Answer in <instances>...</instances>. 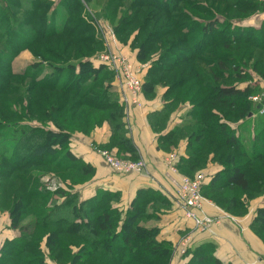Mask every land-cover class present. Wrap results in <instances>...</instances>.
<instances>
[{
    "label": "trees",
    "instance_id": "16d2710c",
    "mask_svg": "<svg viewBox=\"0 0 264 264\" xmlns=\"http://www.w3.org/2000/svg\"><path fill=\"white\" fill-rule=\"evenodd\" d=\"M21 1L0 0V17L4 15L8 19L11 16L12 22H20L22 26L38 28L35 31L36 35L31 37V39L29 38L30 40L27 39V41L24 40L21 43L19 50L29 49L33 44L43 43L42 41L54 36L63 35L65 38L70 39L69 42L74 41L72 43H78L79 45L91 44L88 49V53L91 56L99 49L103 51L102 45H99L102 37L99 32L97 35L81 37L82 33L88 32V29L92 30V32L95 29L91 27L93 19L90 22L86 14H82L83 11L87 12L86 3L91 0H58V2L65 1L67 4L65 14L61 17V27L57 30L48 29L45 31L43 27L46 24V12L50 9L47 5L49 0H32L30 5L29 3L27 4L29 0H24V3ZM106 1H114L116 3L112 8V17H110V22L112 23L116 18L119 6L124 0ZM205 1L209 0H131L133 6H129L117 24L113 26L116 35L120 36L132 24L135 16L145 11V18L137 25L136 30H133L134 36L132 38L127 36L125 42L129 47L138 50L136 58L139 62L146 61V57L156 46L160 49L164 48L158 58L151 60V64L143 72V79L147 78L146 85L153 87L155 84L160 83L149 80L155 70H160L165 72V74L171 73L175 67H180L183 64H194L206 51H209L210 57L216 56L219 52L216 53V50L220 49V46L226 50L229 48L233 52L241 49V47H238L240 45L264 50V21H262L258 29L254 27L244 28L232 24L236 19L245 18L253 12H264V2L260 0H212L213 8L211 5H207ZM222 4L226 7L225 11L220 12L215 5L220 7ZM147 8L150 10H146ZM16 10L23 11L22 14L25 15V18H20V15H16ZM41 10H44V14L41 19L35 22L34 19ZM128 11H130V15L127 14ZM190 13L198 16L197 18L204 16L207 19H205V23L199 25L201 35L195 40V45L190 46V52H188L178 49L190 42L188 36L193 29L186 28L183 21H180L181 16H191ZM225 13L229 15L225 16ZM240 15L245 16L242 17ZM72 16H75L73 22L71 21ZM194 20L196 18H193V23H195ZM219 22H222L220 27H218ZM3 26V21H0V29ZM148 28V34L143 35ZM12 31L15 32L14 29H11ZM255 31L261 36L254 38L253 32ZM172 33H179L181 37H176L173 42L167 41V44H165L162 40L167 36H171ZM5 36L6 33L2 31L0 33V46H2L4 51L10 50L14 54L13 47L10 45L11 40L9 42L3 41ZM141 38L143 40L139 42ZM219 41L223 42L222 45L218 43ZM231 45L233 47H230ZM45 52L59 56L58 58L56 57L58 60L63 57L61 53L53 52L50 48H47ZM34 53L36 54L37 52ZM227 55L228 52L224 51L219 56H216L218 58L216 59L217 64L214 66L216 67L215 69H213L215 60L211 58L209 61L204 58V62L210 65V69L212 68V71H208L205 76L210 77L212 75L211 81H213L205 100L201 102L205 101L207 104L194 103L191 100L189 102L191 108L188 115L190 120H192L184 126L177 127L167 133L163 142H169L177 133H179L178 139L181 136L186 137V158L178 157L177 169L179 173L191 178L197 173L194 171L202 168L204 163L208 161V155L216 157V154L220 153L218 145L217 147L212 146L213 143L218 142V139H220V142L222 141L223 147L233 149L234 152L231 153H227V149L220 153L219 159L213 158V161L219 163L222 169L211 177L207 185H202L201 194L204 198L212 199L227 212L233 211L236 214H244L248 199L264 193V173H260L257 180L251 181L246 175L248 164L239 161L241 158H246L248 161L254 162L259 158H264V127H261L256 133L258 139L254 141L251 151L247 153L243 151L239 143L235 133L236 129L229 126L227 120L224 119L225 116L221 115L220 111L214 109L218 105L223 106V108L225 107L228 110V115L231 113L238 114V120H242V117H249L252 114L250 110L251 102L249 101L252 90L250 86L242 89L236 84H216V81L221 79L220 74L227 69L226 63L231 62L230 56L227 58ZM168 56L170 57L168 58ZM179 56L181 57L177 58ZM88 58L90 57L78 60L79 63L72 69L71 80L68 79L69 81H65L66 79L60 81L61 73L64 72L62 67H55V75L47 78H38L37 71H23L22 76L26 75L25 77L33 80L30 88H28V93L32 94L37 89H49L56 91L61 96L62 101L60 103L56 105L54 103L47 104L44 114L39 116V118L46 120L45 122L40 123V125L28 124L36 118L30 116V114L28 116L22 115L15 108L9 106L10 110H6L3 114L0 113V142L2 144V147L0 146V182L2 179L9 178L15 170L30 167L31 165L50 166L52 168L48 171L50 176H54L63 182V186L54 192L44 190V186L41 185L42 193L35 192L29 188H27L28 192L24 196L18 192L14 193V204L9 211V218L12 228L16 229L19 234L18 237L3 242L0 248V264H46L44 258L46 255L43 252L42 242L45 243L48 250V257L59 264L169 263L171 256L170 244L156 239L158 235L157 229H147L143 226L144 223L152 219L153 215L148 213L150 209L157 211L159 206H168V204L172 203L167 196L152 189L140 190L129 208L122 212L115 206L119 202V194L117 192L100 190L93 197L80 199L78 194L73 192V187L78 182L71 183L61 178L60 173L70 170V172L75 173H73L74 175L70 173L72 176H87L86 179L79 183L88 179L92 169L70 153L69 139L76 132L87 135L103 122H107L111 128V146H116L117 150L124 153L123 156H118V154L116 156L127 160L138 159L132 148L131 141L126 137V130L122 123L124 116L122 105L118 100V95L112 90L111 80L113 74L105 69L106 67L103 65H93ZM234 59L238 61L234 67L237 68L242 65L239 63L237 56ZM59 61L65 62L64 57L60 58ZM0 63L4 65V68L0 69V81L3 83V86L0 85L1 92L6 88L5 86H7L8 80L13 73L8 59L7 62L4 60L0 61ZM106 74L110 75L109 77L107 76L106 81H100ZM178 81L167 85L168 88L163 97L167 99L166 102L168 104L150 119L153 130L159 120L164 123L174 107L173 104L177 106L186 102L185 100L182 102L178 100L179 94L171 100L169 99V92L182 86L186 79L181 78ZM164 82L161 81V83ZM101 83H103V86L100 89L101 91L97 93L98 91L96 92L95 90ZM28 100L25 101L26 110L33 105L32 101H36L35 97H29ZM69 103L70 105L67 107ZM15 116H20V120H13ZM261 120H264V116L261 117ZM8 121L10 122L8 123ZM13 127L14 133L11 135L12 137H8L7 129L12 130ZM7 140L11 142L10 152L4 149ZM206 143L208 146L204 148L203 146ZM235 152L239 153L235 154ZM8 163L12 164V168H9ZM190 169L194 173L189 174ZM31 174L29 173L27 176L30 177ZM254 183H261L260 192L249 196L247 193H251L249 188ZM218 187L221 189L225 187L239 189L244 192L245 199H236V197L223 198L221 197L223 191H219ZM211 190L213 195L210 196L208 192ZM15 195L17 199H15ZM24 198H26V201L37 198L42 201V207H45L44 202L48 200L50 210L41 216L40 221L28 223L26 227H19V223L27 215L33 214L31 212L33 208H30V211L26 213L20 209ZM3 204H6V202ZM2 205L0 203V208H2ZM37 223L43 225V228L50 226L51 229L48 231L43 229L40 240L33 243L23 231L25 228L32 229V227L37 226ZM253 228L259 233L260 237L264 238V208L257 210L253 220ZM33 245H35L34 247H36L38 253L36 258H24L18 262H11L16 256L30 251L29 247ZM205 258L207 257H202L201 260L190 264L202 263ZM208 260L211 264H219L213 258Z\"/></svg>",
    "mask_w": 264,
    "mask_h": 264
},
{
    "label": "rangeland",
    "instance_id": "374dc122",
    "mask_svg": "<svg viewBox=\"0 0 264 264\" xmlns=\"http://www.w3.org/2000/svg\"><path fill=\"white\" fill-rule=\"evenodd\" d=\"M260 1L264 2V0H260ZM21 2L24 3L25 1L23 0ZM31 2L32 0H29L27 4L29 3L30 5ZM203 2H201V4H203ZM205 2L207 3V5H211V6L213 5L212 0L205 1ZM47 5L50 9H48V11L46 10L47 11L46 12V24L43 27V30L44 31L48 29L57 30L58 28L61 27V22H60L61 17L64 16L65 14V10H66L65 7L67 4L65 1L58 2V0H49ZM115 5L116 3H114V1L109 2L106 0H91L89 3H86L87 12L83 11L82 14H86L88 21L93 19L91 27H94L95 29L93 30V32L92 30L88 29V32H86L85 34L82 33L81 37L97 35L98 32L102 36L101 37L102 44L99 43V45H102L103 51L99 49L95 51L94 52L95 54H93L92 56L89 55L88 53V49L91 46V44L87 43V44L79 45L78 43H72L74 41L69 42L70 39L65 38L63 35L54 36L48 40L42 41L43 43L39 42V43L33 44V46H31L29 49L19 50L22 45L21 43H23L24 40L27 41V39L29 38L31 39V37L36 35L35 31H37L38 28L32 27V26H22L20 22H17V23L12 22L11 16L8 17V19H6L4 15L3 17L1 16L0 21H3L4 26L0 29V33L2 31L6 33V36L3 38V41L9 42L11 40L10 45L13 47V50H14L13 52L15 53L12 54L10 50L4 51L2 49V46H0V61L6 60L7 62V59H8L10 69L13 73V75L8 80L9 82L7 86H5L6 88L0 92V113L3 114L6 110H8L9 109L8 106L13 107L22 115L24 114L28 116V114H30V116H33V118H36L28 124L40 125V123H43L46 121L43 118H39V116L44 114L47 104L50 105L51 103H54V105H56L62 101L60 94H58L56 91H52L49 89H37L32 94L28 93L29 92L28 88H30V84H32L33 80L30 79L29 77H25L26 76L25 74H24L25 76H22L23 71H28V70L37 71L38 78H41V77L47 78L48 76L55 75L56 73L55 67H62L64 72L61 73L60 81H64V79H66L65 81H69L71 80L70 76L72 75V69L75 68L79 63L78 60L89 56L90 58H88V60L93 65H98L96 63L97 62L96 57L100 54H104L107 52H114L117 54H123L125 56L127 55L128 57H130L129 61L131 63L136 62L140 64H146L145 69L148 68L151 62L153 61V59H157L162 49L164 48L160 49L158 48V46H156L154 50H152L148 54V56L146 57V61L139 62L136 58L138 50L136 48L129 47L128 44L125 42L126 41L125 38L127 36H129L130 38L134 36L133 30H136L135 28L137 27V25L143 21V19L145 18L146 12L143 11L139 15H136L135 18L133 19L132 24L129 27H127V29L124 32H122L120 36H117L113 26L116 25L120 17H122L125 14L126 9L129 6H133V4L131 0H124L121 3V6H119L118 8L115 20L111 23L110 17H112V14H111L113 10L112 8ZM215 7L220 12H222V11H225L226 6L222 4L220 7H218L217 5H215ZM148 9L149 8H147L146 10ZM44 10H41L39 15L34 19L35 22L38 19H41L42 15L44 14ZM22 13L23 11L20 12L18 10H16L15 12L16 15L21 16L20 18H25V15H23ZM127 14L130 15V11H128ZM190 15L191 16H186V17L181 16L180 17L181 19L179 18L180 21H183L186 28H189L191 30L193 29L192 33L188 36V39L190 42L186 44L185 46H183L182 48L180 47L178 49L181 51L190 52V48H191L190 46H192L193 44L195 45L196 43L195 40H197L201 35L199 31V25L201 23H205L204 21L205 19H207L204 16H200L199 18H197L198 16L196 15H192L191 13ZM224 15L228 16L229 14L225 13ZM240 16L244 17L245 15L244 16L240 15ZM72 17L73 18H71V21L73 22L75 16H72ZM193 18L194 19L196 18V20H194L195 23L192 22ZM262 21H264V12L258 11V12L251 13L245 18L236 19L234 23L232 24L234 26H240L244 28L254 27L258 29ZM218 24H219L218 27H220L222 25V22H219ZM222 28H219V29H222ZM11 29H14L15 32L13 31L11 32ZM148 32H149V28L143 33V35L148 34ZM258 34L259 33L257 31L253 32V37L254 38L260 37L261 35H258ZM176 37H181V36L179 35V33H172L171 36L165 37L162 41L165 44H167V41L173 42V39H175ZM142 40L143 38H141L139 42ZM218 43L222 45L223 42L219 41ZM230 47H233V46L231 45ZM238 47H241V49H237V50L234 49L235 50L234 52L229 48L228 50H226L224 49V47L222 48V46H220V49L216 50V53L219 51L216 56H219L224 51H227L228 55L226 57L228 58L230 56L229 59L231 58V62L226 63L227 64L226 71L220 74L221 79L216 81V84H219V85H228V84L235 85L236 84L242 89L247 86H250L252 90L250 92L249 101L251 102L250 110L252 114L249 117H242L243 118L242 120H238L237 118L238 114L231 113L228 115V112H227L228 110H226L225 107L223 108V106L218 105L214 107V109L217 111H220L221 115L225 116V118L224 117L223 118L227 120V122L229 123V126L236 129L235 133L239 139V143L242 146L243 151H246L247 153H249L251 151V147L254 141L258 139V137L256 136L257 135L256 133L259 131V129H261V127H264V120H261V117L264 116V104H261L262 97H264V50L258 49L255 47L251 48V47L244 46V45H240ZM47 48H50L53 52L61 53L62 56L64 57L65 62L59 61L60 58H63V57H60L58 60L57 58L59 56H54V55L46 53L45 51ZM123 50H126L125 52L127 54H124L125 52ZM34 52H37V53L35 54ZM204 53L205 54H202L203 56L197 59L194 64H183L180 67H175L172 69L171 73L165 74V72H161L160 70L158 71L154 69L155 71L149 77V80L158 81L160 83H157V84H161L162 86H165L168 88L167 85H171L173 84V82L177 83L179 82L178 81L179 79L185 78L186 81L184 84H182V86H179L178 89L169 92V99L171 100L173 97L179 94V96L177 97L178 100H180L181 102L183 100L186 101L184 103L180 102L181 104H183V106L184 104L189 105L190 104L189 102L191 100L194 103H201L203 100H205V97L207 93L209 92V89H211V85L213 84V81H211L212 75H210V77L205 76L208 71H212L211 70L212 68L210 69L209 68L210 65L204 62V58L209 61L211 60V58H213V60H215V64L213 65V67L216 66L217 64L216 59L218 58L216 56L210 57L211 55L209 56L208 54L209 51H206ZM235 56L239 58V63L242 64L241 66H238L237 68L234 67L236 63H238L237 59H234ZM169 57L170 56H168V58ZM180 57L181 56L177 58H180ZM223 59H226V58H223ZM0 67H1L0 69H3L4 65L0 63ZM215 68L216 67H214L213 69ZM105 69H107L113 74V77L111 76L112 77V80H111L112 90L117 95V82L118 81H117L116 73L114 71H111L107 67ZM238 69L239 71H237ZM18 74H21V75H18ZM107 76L109 77L110 75H107V74L104 75V77L100 81H106ZM142 81L146 84L147 78L143 79V73H142ZM161 81H165V82L161 83ZM2 84H3L2 81H0V85ZM102 86H103V83H101V85L97 87L95 91L96 92L98 91L97 93H99L101 91L100 89L102 88ZM29 97H35L36 101H32L33 105L30 106L29 109L26 110L25 101L28 100ZM252 98H255V100ZM165 100L167 99L165 98ZM201 104H207V102L204 101ZM69 105L70 103L67 104V107ZM173 105L174 107L176 106L175 104ZM178 106L180 107V104ZM174 107L171 110H173ZM189 107L191 108V106ZM169 108L168 110L170 111ZM122 109L124 113L125 110L123 106H122ZM93 114H97V113H93ZM17 119L20 120V116L18 117L15 116L13 120H17ZM9 122L10 121H8V123ZM163 125L164 123H162L161 120H159V123H157L154 127L155 132H160L163 129ZM182 126H184V124ZM13 131H14V127L12 128V130L7 129L6 133L7 135H9L8 137H12L11 135L14 133ZM176 135L173 138H171L169 142H167L170 144V147H171L170 148L169 145H167V147H169L167 149L168 152H176V149L178 151V142L180 140L186 139V137L184 136H181V138L178 139L179 133H177ZM10 140L6 141L7 142L5 144L6 147L4 148L9 152L11 150ZM219 140L220 139H218V142H216L215 144L213 143L212 146L217 147L218 145L220 153H222L227 148L223 147L222 141L220 142ZM260 145L262 144L260 143ZM0 146L2 147L1 142H0ZM205 146H208V144L206 143L203 147L206 148ZM106 149L111 154H113L115 157H117L116 154H118V156L124 155L119 150H114L113 148L110 149L109 147ZM227 150H228L227 153L234 152V150L231 148ZM220 153L216 154L217 155L216 157L215 156L212 157V155H208L207 156L208 161L207 162L205 161L206 163H204V166L194 172L204 173L205 171L204 169H207L209 165L210 166L218 165V168L220 167L222 169L219 163H216L213 161V158L219 159L218 156ZM237 153L239 152H235V154ZM33 162H36V161H33ZM239 162L248 164V167L246 168V175L251 179V181L257 180L259 177L258 175L260 173H264V158H259L258 160L254 162L248 161L246 158L244 159L241 158ZM8 165L10 166L9 168H12V164L8 163ZM51 169L52 168H50V166L44 167V166L31 165L30 167L22 168L17 171L15 170L9 178L5 180L2 179V181L0 182V203L2 205V203L6 202V204L2 205L3 209L0 208V211L9 214V211L12 209L13 204H14L13 195L15 192H18L19 194L24 196L28 192L27 188L35 192L42 193L41 185L44 186L43 187L44 190L49 191V192H54L58 188L62 187L63 186L62 181L56 179L54 176L52 177L50 176V173L48 171ZM194 172L191 171L190 169L189 174L194 173ZM29 173H32L30 177L27 176ZM70 173L73 174L74 172H70L69 170L68 172L60 173L61 178L64 180L66 179L67 181L71 183H77V182L79 183L83 181L84 179H86L87 177V176L75 177V176L70 175ZM260 188H261V183L251 184L249 188L251 193L250 194L247 193V195L252 196L251 194H256L260 192ZM218 190L223 191L221 193L222 194L221 197L223 198L224 197H236V199H245L244 194H243L244 192L240 191L239 189H235L233 187H231L230 189L228 187L221 189L220 187H218ZM208 195L210 196L213 195L212 190L208 192ZM15 199H17L16 195H15ZM216 200L221 201L220 199H216ZM41 204H43L42 201L38 200L37 198L33 200L30 199L27 201H26V198H24L23 203H21V206H20L21 207L20 209L22 210V212L26 213L30 211V208H33L34 210L32 209L31 212H33V214L27 215V217L23 221H21L18 226L26 227V224L28 223H34V221H37V222L40 221L41 216L45 215L46 212L50 210L48 206L49 205L48 200L44 202L45 207H42ZM51 221L53 222V220ZM43 229L48 231L49 229H51V227L46 226L45 228H43V225L41 224L39 225L37 223V226L32 227V229L25 228L23 232L24 234L28 235L30 241L32 240L34 243L35 241L40 240ZM79 240L80 242H82L81 239ZM34 246L35 245L29 247L30 251L25 252L23 255L16 256L15 258H13L11 262L13 261L18 262L20 260H23L24 258H36L38 253H37L36 247Z\"/></svg>",
    "mask_w": 264,
    "mask_h": 264
},
{
    "label": "crops",
    "instance_id": "0c3cea01",
    "mask_svg": "<svg viewBox=\"0 0 264 264\" xmlns=\"http://www.w3.org/2000/svg\"><path fill=\"white\" fill-rule=\"evenodd\" d=\"M126 57L130 58L127 55ZM143 89V106L131 108L128 115L124 114L122 123L136 156L147 162V173L123 175L107 167L96 150L108 147L117 150L116 146H111L112 132L107 122L95 127L87 135L73 133L68 145L70 153L92 169L87 180L73 187V192H76L80 199L93 197L100 190L117 192L119 202L115 206L122 212L129 208L138 191L144 189L163 193L171 200L172 189L164 178L165 169L161 163L170 144L163 140L167 133L190 121V104H180V107L177 105L164 121L163 129L155 132L150 119L168 104L163 97L167 87L161 84L151 87L143 82ZM186 147V139L178 142L176 152L179 156L186 158ZM204 170L205 186L221 168H218V165H209ZM260 208H264V193L246 202L244 214L227 212L212 199L205 197L203 213L216 220L208 231L195 229L193 222L185 218L183 212L173 203L159 206L157 211L150 209L148 213L153 215L152 219L143 226L147 229H157L156 239L170 244L171 256L168 264H190L201 260L202 257L207 258L198 264H211L209 258L219 264H264V238L253 228V220ZM18 234L11 226L9 214L0 211V248L5 240H12L18 237ZM184 239H187V243L182 253L179 244ZM41 245L46 255V264H59L48 257L45 243L42 242Z\"/></svg>",
    "mask_w": 264,
    "mask_h": 264
},
{
    "label": "built area",
    "instance_id": "2783aa9c",
    "mask_svg": "<svg viewBox=\"0 0 264 264\" xmlns=\"http://www.w3.org/2000/svg\"><path fill=\"white\" fill-rule=\"evenodd\" d=\"M96 61L98 65H103L116 73L118 100L125 110V115H128L130 108H141L143 106L142 73L146 64L131 63L126 56L114 52L100 54L96 57ZM96 150L107 167L115 173L123 175L147 173L148 165L142 158L127 160L115 157L106 149ZM178 157L177 152H168L161 160L165 169L164 178L172 189L171 201L183 212L185 218L193 222L195 229L208 231L216 220L203 213L204 198L201 187L206 177L203 173H196L192 178L179 173ZM186 243L187 239L180 241L179 248L182 253L185 251Z\"/></svg>",
    "mask_w": 264,
    "mask_h": 264
},
{
    "label": "water",
    "instance_id": "95a60500",
    "mask_svg": "<svg viewBox=\"0 0 264 264\" xmlns=\"http://www.w3.org/2000/svg\"><path fill=\"white\" fill-rule=\"evenodd\" d=\"M262 104H264V97H262Z\"/></svg>",
    "mask_w": 264,
    "mask_h": 264
}]
</instances>
